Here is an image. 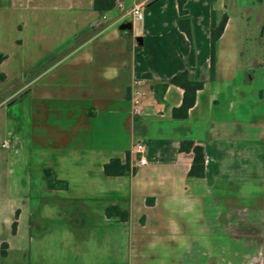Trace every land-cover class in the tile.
<instances>
[{
  "label": "crops",
  "instance_id": "obj_1",
  "mask_svg": "<svg viewBox=\"0 0 264 264\" xmlns=\"http://www.w3.org/2000/svg\"><path fill=\"white\" fill-rule=\"evenodd\" d=\"M134 5L141 19L129 14ZM93 7L0 0V66L12 56L7 24L24 35L14 48L31 39L41 51L38 61L20 58L42 65L0 101V260L15 251L21 264H264V0H189L192 40L177 0ZM224 14L212 75L210 29ZM55 17L71 24L59 45L41 26ZM128 21L142 43L129 44L120 29ZM186 69L204 87L188 116L175 118L184 90L161 85ZM9 77L0 71V83ZM135 78L146 89L139 116ZM183 140L204 148V177L189 176L194 154L180 150ZM112 158L130 170L107 175ZM45 169L61 184L50 187ZM113 207L128 219L108 215Z\"/></svg>",
  "mask_w": 264,
  "mask_h": 264
},
{
  "label": "trees",
  "instance_id": "obj_2",
  "mask_svg": "<svg viewBox=\"0 0 264 264\" xmlns=\"http://www.w3.org/2000/svg\"><path fill=\"white\" fill-rule=\"evenodd\" d=\"M124 0H94V10L100 14L114 9L120 2ZM180 18L178 25L180 29L186 33L188 38L192 40V24L191 20L187 17L188 11L185 8V4L189 0H177ZM228 20L227 14H224L219 22L216 20L212 21L210 29V42H211V72L214 74L217 60V49L218 41L222 36L226 23ZM5 58L4 55L0 56V61ZM190 65H194L196 62L195 50L192 48L189 56ZM176 85L184 90L183 101L179 107L173 109V116L175 118H186L188 116L190 108L196 103L197 92L204 87V81L197 80L193 77L190 70L176 73L170 80L164 82L161 87L165 90L169 85ZM181 151H192L194 154L193 162L189 170V176L191 177H204L206 173V157L204 148L200 145H196L193 140H183L180 145ZM130 170L129 162L123 163L118 158H112L108 163L104 165V172L109 176H118L126 173ZM44 176L48 181L50 187H55L61 184L58 179L54 176V173L49 170H44ZM66 186V184H64ZM108 215H117L124 220L128 219V213L118 208H109L107 211ZM16 229V223L13 224V230Z\"/></svg>",
  "mask_w": 264,
  "mask_h": 264
},
{
  "label": "rangeland",
  "instance_id": "obj_3",
  "mask_svg": "<svg viewBox=\"0 0 264 264\" xmlns=\"http://www.w3.org/2000/svg\"><path fill=\"white\" fill-rule=\"evenodd\" d=\"M13 20H15V18L12 19V21ZM24 20L26 21L27 19H24ZM41 26L43 30H45L44 28L48 27L46 34H47V38H49L50 40H48L47 42L52 45H59L58 43L59 39H55L56 38L55 36L61 34V32H63L65 29L71 28V24L69 22L68 23L63 22L61 19H58L56 17L53 19H49L47 24H45L44 22L43 24H41ZM3 27L6 28L5 39L7 41V48H8L7 51L12 53V56H11V61L8 64L0 66V71L6 70V69L8 71H11V77H9L6 82L0 83V101L2 100V98L4 97L6 93L16 89L18 86L24 83L26 79L30 78V76L34 74L37 70H40L42 66V65H39L37 67L28 66L26 62H24V58L22 59L20 58V56L22 55L25 56V54L27 55L28 53H30L32 54V58L34 59V61L35 60L38 61L37 58L40 57L41 55V51L37 49L38 45L30 39L29 42H27L28 44L27 45L24 44L22 48L20 49L14 48L13 47L14 38H19V36L23 38L24 35L23 34L20 35L16 31V29H14V27L11 26L10 24H7ZM54 28L57 30L55 34H53V32L51 31ZM3 39H4V34H2V39H1L2 43L4 42ZM44 58L45 59L42 61L43 62L46 61L45 64H47L50 62V59L54 57L46 56ZM260 84H261V81L259 77L257 76L253 83V86H256L257 88H259ZM10 255L11 256L9 257L7 261L3 262L2 260H0V262L2 264H12L13 262L14 264L22 263V259L20 258L19 253L13 251ZM0 257H1V251H0Z\"/></svg>",
  "mask_w": 264,
  "mask_h": 264
},
{
  "label": "built area",
  "instance_id": "obj_4",
  "mask_svg": "<svg viewBox=\"0 0 264 264\" xmlns=\"http://www.w3.org/2000/svg\"><path fill=\"white\" fill-rule=\"evenodd\" d=\"M129 14L139 19L143 17V13L140 9V5H134L129 11ZM145 96H146V89H144L142 86V80L139 78L133 79L131 83L130 101H131V111L134 116H139L141 114L143 100ZM3 145L7 146V143H4ZM143 150H144V144L142 142H136L133 145L132 148L133 152H142ZM145 161H146L145 159H142L141 163L143 164L145 163Z\"/></svg>",
  "mask_w": 264,
  "mask_h": 264
},
{
  "label": "water",
  "instance_id": "obj_5",
  "mask_svg": "<svg viewBox=\"0 0 264 264\" xmlns=\"http://www.w3.org/2000/svg\"><path fill=\"white\" fill-rule=\"evenodd\" d=\"M120 29L125 32V35H126L130 45L133 43L134 40L142 43V37H140V36L134 37V35H133L132 22L128 21V22L122 23L120 25Z\"/></svg>",
  "mask_w": 264,
  "mask_h": 264
}]
</instances>
